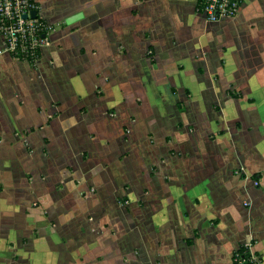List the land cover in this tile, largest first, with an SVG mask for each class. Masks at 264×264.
Instances as JSON below:
<instances>
[{
  "label": "crops",
  "instance_id": "obj_1",
  "mask_svg": "<svg viewBox=\"0 0 264 264\" xmlns=\"http://www.w3.org/2000/svg\"><path fill=\"white\" fill-rule=\"evenodd\" d=\"M35 1L51 45L0 54V264H264V0Z\"/></svg>",
  "mask_w": 264,
  "mask_h": 264
},
{
  "label": "built area",
  "instance_id": "obj_2",
  "mask_svg": "<svg viewBox=\"0 0 264 264\" xmlns=\"http://www.w3.org/2000/svg\"><path fill=\"white\" fill-rule=\"evenodd\" d=\"M243 0H197L196 12L207 21L231 19L239 12ZM35 13V17L31 13ZM49 27L39 16L35 0H0V37L4 47L0 54L8 53L17 60H35L42 48L49 47ZM259 185L258 181L254 186ZM251 246L245 244L236 250L229 264H256Z\"/></svg>",
  "mask_w": 264,
  "mask_h": 264
},
{
  "label": "water",
  "instance_id": "obj_3",
  "mask_svg": "<svg viewBox=\"0 0 264 264\" xmlns=\"http://www.w3.org/2000/svg\"><path fill=\"white\" fill-rule=\"evenodd\" d=\"M31 16H32V17H35V13L32 12V13H31Z\"/></svg>",
  "mask_w": 264,
  "mask_h": 264
},
{
  "label": "trees",
  "instance_id": "obj_4",
  "mask_svg": "<svg viewBox=\"0 0 264 264\" xmlns=\"http://www.w3.org/2000/svg\"><path fill=\"white\" fill-rule=\"evenodd\" d=\"M28 62H32V61L31 60H28ZM239 249H241V247Z\"/></svg>",
  "mask_w": 264,
  "mask_h": 264
}]
</instances>
